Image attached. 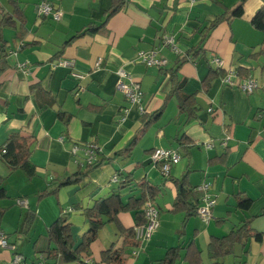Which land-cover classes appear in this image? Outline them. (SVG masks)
<instances>
[{
	"label": "crops",
	"instance_id": "crops-1",
	"mask_svg": "<svg viewBox=\"0 0 264 264\" xmlns=\"http://www.w3.org/2000/svg\"><path fill=\"white\" fill-rule=\"evenodd\" d=\"M42 1L61 11L59 20L38 14ZM238 1L124 0L106 17L112 0H17L25 33L20 40L18 25L2 30L7 66L0 75V178H5L7 197L0 200L6 209L0 228L14 248L0 247V264H9L16 253L23 264H76L60 258L42 262L40 255L51 246L50 224L65 214L78 243L88 228L84 209L112 194L126 203L140 197L141 186L151 189L159 226L138 246L125 247L124 264H159L168 248L178 246L173 264H189L185 258L189 245L200 251V264H212L206 252L209 240L246 220L262 233L261 240L251 238L245 253L242 244H236L233 254L221 261L264 264V53L251 57L264 47V31L250 23L264 0H245L240 17L223 18L207 30L215 17ZM11 11L10 0H0V19ZM90 24L99 26L94 33L74 37ZM163 34L175 37L179 54L164 46L159 55L166 59L165 66H147L138 53L157 45ZM197 48L202 50L191 58L187 53ZM213 55L223 61L220 69L240 71L232 77L234 82L253 76L259 87L245 93L219 75L205 90L202 82L209 68L217 67L211 62ZM183 56L188 58L179 63ZM61 60H72V68L59 64ZM119 68L139 82L142 113L116 90ZM172 73L181 81L182 91L195 96L192 116L179 111ZM58 110L70 115L67 123ZM12 133L33 139L29 160L36 173L31 178L22 169L10 171L1 157V147ZM133 139L131 152L121 153ZM74 144L80 146L75 156ZM82 145L97 147L91 162L104 159V163L82 181L38 199L52 178L90 163ZM155 148H172L180 155L168 176L151 159ZM184 174L197 203L203 193L197 187L208 184L215 203L207 221L197 214L186 218V208L175 205L177 180ZM236 194L251 199V206L237 208ZM110 204L117 206L115 201ZM28 212L35 213L28 233L15 235ZM134 212L121 210L111 222L103 216L105 224L91 244L88 264H105L100 252L122 245L121 230L135 224Z\"/></svg>",
	"mask_w": 264,
	"mask_h": 264
},
{
	"label": "trees",
	"instance_id": "trees-1",
	"mask_svg": "<svg viewBox=\"0 0 264 264\" xmlns=\"http://www.w3.org/2000/svg\"><path fill=\"white\" fill-rule=\"evenodd\" d=\"M245 0H239L238 3L229 9H226L221 15L215 17L207 27V30L213 28L218 22L223 18L231 19L233 17H240L243 14V3ZM12 5L11 12H4L0 19V75L5 70L6 56H7V42L5 41L2 30L4 28H16L18 25V35L17 38L22 39L23 34L25 33V21L23 16V10L18 4L17 0H10ZM124 0H112L111 7L106 12V17H109L111 14L116 12L122 7ZM250 23L253 27L264 31V5L254 14L251 18ZM98 25L93 26L92 24L88 25L86 29L76 36H80L84 33H94L98 29ZM72 39V38H71ZM70 39V40H71ZM68 40V41H70ZM64 45V44H63ZM63 45L61 47H63ZM201 48L192 49V51L187 54L191 58L196 57ZM264 53V47L255 51L251 57L257 58L259 55ZM188 56H183L179 59V63L185 61ZM261 70L264 71V64L261 67ZM236 73H240L239 70ZM226 71L216 68H209V71L202 82L203 88L207 90L209 88L210 82L213 78L221 75L225 76ZM172 82H174L173 93L176 94L178 98V108L181 113H187L189 116H192L195 111V96L193 94H185L182 91L181 81L175 79V74L172 73ZM162 109V108H161ZM158 115V113H156ZM155 114V115H156ZM57 115L67 123L70 115L66 114L62 110L57 111ZM156 115V116H157ZM135 144V139L129 142V144L121 150V153L129 154L132 150V147ZM33 139L30 136L22 135L20 133H12L9 135L5 143H3L1 149H4V152L1 153L3 161L7 164L10 171L15 169H22L28 178H31L36 173V168L30 163L29 157L32 152ZM104 163V159L95 160L90 163H86L84 167H78L74 173L63 175L61 178H52L47 187L40 192L37 197L38 199L49 196L56 195L59 188L82 181L93 169L100 167ZM4 177L0 178V200L7 197L6 191L4 188ZM127 184V181L123 182L119 187L124 188ZM177 195H176V206H182L186 208L187 218L189 215L195 214V209L197 207V201H193L195 191L188 186L186 182V174H184L180 179L177 180ZM148 193V196L145 193ZM151 189L141 186V195L138 198L131 197L127 200L126 203H122L120 200L119 194H112L107 198H101L95 201L92 207L84 209L83 213L88 224L87 230L82 234L78 243L75 242L71 223L68 222L67 216L64 214L54 220L48 230L47 236L51 246L47 251L43 252L40 255V258L43 263L47 261H56L61 259L64 262H75L76 264H88L85 261L90 255L91 244L97 238L99 230L104 226L105 221L103 216H106L108 222L115 221L116 215L119 211H135V224L126 229L121 230V235L123 236L122 245L120 247H110L100 252V260L105 264H124L123 252L126 246L136 247L140 243L134 239L133 227L135 225L142 224L144 222V211L143 206L147 199H152ZM236 207L240 210L248 209L252 201L244 195L236 194ZM116 202L114 208L111 207L110 202ZM5 208L0 207V221L5 212ZM264 212V211H263ZM34 212H28L25 217L21 228L16 230L15 235L23 236L26 235L31 227L34 220ZM1 229V228H0ZM7 236V235H6ZM253 238L254 240H261L262 233L254 230L250 221L246 220L242 223L231 228V230L222 237H212L206 248L207 257L211 260L212 264H223L221 259L227 255L233 254L234 246L236 244H242L243 252H246L247 242ZM8 239V236H7ZM9 241V240H8ZM178 247L168 248L165 256L159 261V264H173L174 260L178 257ZM185 258L189 264H200V251L190 249L188 246ZM234 264H245L243 261H236Z\"/></svg>",
	"mask_w": 264,
	"mask_h": 264
},
{
	"label": "built area",
	"instance_id": "built-area-1",
	"mask_svg": "<svg viewBox=\"0 0 264 264\" xmlns=\"http://www.w3.org/2000/svg\"><path fill=\"white\" fill-rule=\"evenodd\" d=\"M189 1L190 3H194L197 0ZM37 10L39 15L50 16L54 20H59L61 17V11L59 9H55L48 1L40 2ZM164 46L170 47L173 51H175V53L179 54V49L176 46L175 37L173 35L163 34L160 36L157 45H155L148 51H140L138 55L147 66H165L166 59L159 55L160 49ZM98 62L99 61L96 62V65H98ZM211 62L214 63L217 67L223 65V61L215 55L211 57ZM59 64L68 68H72L73 61L61 60ZM71 73L77 78L82 77V75L79 73ZM235 75L236 71L228 69L226 70V74L222 77V79L225 83L231 86H236L238 89L245 93H251L260 85L259 80L253 76H248L239 82H234L232 80V77ZM115 88L117 91L121 92L124 95L125 99L130 105H138V111L140 113L144 111V108L141 105L143 91L141 90L140 84L139 82L133 80L130 77L129 73H127L123 68H119L116 70ZM208 111L210 112L211 109L209 108ZM82 146L86 162H91L93 160V156H95L97 147L92 145ZM79 148V145L74 144L71 148V154L75 156ZM2 152H4V149H1V153ZM151 159L155 163L159 164L161 174L163 176H168L170 167L179 161L180 155L175 149L172 148H155L151 153ZM112 180L116 181V176H113ZM197 189L202 191L203 193L195 209V214H197L202 220L207 221L211 217V208L213 207L215 200L208 192V184L203 183L199 185ZM17 202L20 203L23 201L17 200ZM143 211L144 222L133 227L134 239L137 240L140 244L143 241L149 239L159 226V209L150 199H147L145 201ZM0 247L14 248V245L8 241L6 234L1 229ZM86 261L89 262V259H87ZM9 264H23L22 256L16 253Z\"/></svg>",
	"mask_w": 264,
	"mask_h": 264
}]
</instances>
